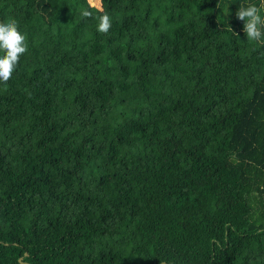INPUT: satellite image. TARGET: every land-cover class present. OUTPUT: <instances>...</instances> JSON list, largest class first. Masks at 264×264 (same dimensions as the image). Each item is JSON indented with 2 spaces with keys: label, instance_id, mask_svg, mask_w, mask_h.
I'll use <instances>...</instances> for the list:
<instances>
[{
  "label": "trees",
  "instance_id": "16d2710c",
  "mask_svg": "<svg viewBox=\"0 0 264 264\" xmlns=\"http://www.w3.org/2000/svg\"><path fill=\"white\" fill-rule=\"evenodd\" d=\"M99 4L0 0V264H264V0Z\"/></svg>",
  "mask_w": 264,
  "mask_h": 264
},
{
  "label": "clouds",
  "instance_id": "9594fccd",
  "mask_svg": "<svg viewBox=\"0 0 264 264\" xmlns=\"http://www.w3.org/2000/svg\"><path fill=\"white\" fill-rule=\"evenodd\" d=\"M264 4L257 6L249 4L241 6L235 13L236 18L243 21V32L250 41H260L264 37V19L260 12ZM85 17L91 16L88 11H83ZM97 31L107 34L112 26V17L104 12L98 16ZM28 51L27 37L19 30L18 22L9 18L0 21V83L7 84L19 65L20 58Z\"/></svg>",
  "mask_w": 264,
  "mask_h": 264
},
{
  "label": "rangeland",
  "instance_id": "374dc122",
  "mask_svg": "<svg viewBox=\"0 0 264 264\" xmlns=\"http://www.w3.org/2000/svg\"><path fill=\"white\" fill-rule=\"evenodd\" d=\"M87 1H88L89 5H91V6H95L97 8L100 7L99 0H87Z\"/></svg>",
  "mask_w": 264,
  "mask_h": 264
},
{
  "label": "water",
  "instance_id": "95a60500",
  "mask_svg": "<svg viewBox=\"0 0 264 264\" xmlns=\"http://www.w3.org/2000/svg\"><path fill=\"white\" fill-rule=\"evenodd\" d=\"M21 263V262H20Z\"/></svg>",
  "mask_w": 264,
  "mask_h": 264
}]
</instances>
